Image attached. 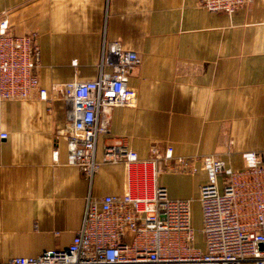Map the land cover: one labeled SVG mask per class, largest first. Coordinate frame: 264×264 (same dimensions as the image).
<instances>
[{"label": "crops", "instance_id": "crops-1", "mask_svg": "<svg viewBox=\"0 0 264 264\" xmlns=\"http://www.w3.org/2000/svg\"><path fill=\"white\" fill-rule=\"evenodd\" d=\"M200 1L0 0V20L15 35L36 34L48 94L47 101L35 94L0 102V136L7 134L0 137V264L68 250L89 196L139 199L162 187L192 203L208 180L205 158L242 170L244 154L264 157V0H249L233 15L211 13ZM104 42H120L142 62L129 80L135 102L112 110L90 182L69 165L68 142L59 136L66 106L53 88L96 80ZM119 143L137 162H103ZM169 147L198 172L156 174L152 150ZM196 246L204 248L197 236Z\"/></svg>", "mask_w": 264, "mask_h": 264}, {"label": "built area", "instance_id": "built-area-1", "mask_svg": "<svg viewBox=\"0 0 264 264\" xmlns=\"http://www.w3.org/2000/svg\"><path fill=\"white\" fill-rule=\"evenodd\" d=\"M249 0H201L205 10L233 15ZM141 58L124 51L120 42L103 43L96 80L54 86L65 103L66 124L59 132L68 142L69 165L80 168L92 182L101 162L100 136L109 132L111 112L132 106L136 94L129 87ZM113 73L106 75L104 68ZM36 34L15 35L7 19L0 20V102H23L35 94L47 101L38 75ZM7 139V134L0 136ZM55 156L58 150H55ZM156 174L172 169L196 174L192 160L152 150ZM138 156L119 143L108 147L104 163L132 164ZM244 168L234 170L213 157L202 161L207 183L201 187V233L204 248L196 246L192 208L188 200H173L165 188L151 197L133 199L89 196L82 226L66 251L20 257L8 264H264V157L243 155ZM173 163V166L171 165Z\"/></svg>", "mask_w": 264, "mask_h": 264}, {"label": "rangeland", "instance_id": "rangeland-1", "mask_svg": "<svg viewBox=\"0 0 264 264\" xmlns=\"http://www.w3.org/2000/svg\"><path fill=\"white\" fill-rule=\"evenodd\" d=\"M191 208H192V225L196 230L198 245H202L204 238H203V234L201 233L202 209H201L200 201L199 200L192 201Z\"/></svg>", "mask_w": 264, "mask_h": 264}]
</instances>
